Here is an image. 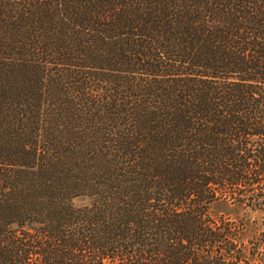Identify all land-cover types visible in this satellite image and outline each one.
Instances as JSON below:
<instances>
[{"label":"trees","instance_id":"trees-1","mask_svg":"<svg viewBox=\"0 0 264 264\" xmlns=\"http://www.w3.org/2000/svg\"><path fill=\"white\" fill-rule=\"evenodd\" d=\"M219 200L264 209V0H0V264H264Z\"/></svg>","mask_w":264,"mask_h":264},{"label":"rangeland","instance_id":"rangeland-1","mask_svg":"<svg viewBox=\"0 0 264 264\" xmlns=\"http://www.w3.org/2000/svg\"><path fill=\"white\" fill-rule=\"evenodd\" d=\"M74 203L77 206H81L88 203V199L86 197H79L74 200ZM210 213L213 216L223 215L232 220H243L245 224L243 231L245 244H248V240H252L253 237H260L264 231V209H252L231 202V200H219L211 206ZM259 257L261 259L258 257L256 259L264 262V253L259 254Z\"/></svg>","mask_w":264,"mask_h":264}]
</instances>
